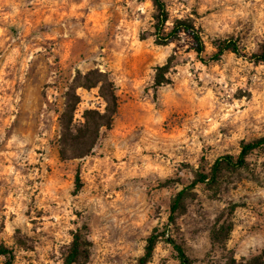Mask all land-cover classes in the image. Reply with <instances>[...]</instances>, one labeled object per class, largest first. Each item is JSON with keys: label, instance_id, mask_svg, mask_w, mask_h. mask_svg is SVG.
Here are the masks:
<instances>
[{"label": "rangeland", "instance_id": "rangeland-1", "mask_svg": "<svg viewBox=\"0 0 264 264\" xmlns=\"http://www.w3.org/2000/svg\"><path fill=\"white\" fill-rule=\"evenodd\" d=\"M163 1L166 30L178 18L200 30L201 57L216 39L239 52L202 61L183 31L156 43L152 0H0V244L12 264H62L75 232L87 242L76 264H135L154 228L164 234L145 264H179L166 236L194 264L264 255V147L195 184L168 218L197 172L264 135V61L250 57L264 43V0ZM90 69L110 75L118 109L91 153L62 160L64 93ZM75 92L74 123L103 108L97 86Z\"/></svg>", "mask_w": 264, "mask_h": 264}, {"label": "trees", "instance_id": "trees-1", "mask_svg": "<svg viewBox=\"0 0 264 264\" xmlns=\"http://www.w3.org/2000/svg\"><path fill=\"white\" fill-rule=\"evenodd\" d=\"M155 8L153 14L154 18V35L156 43H165L177 37L179 32L183 31L188 34L193 43V49L202 61L217 60L222 55L223 51L229 50L233 53L239 52V47L235 40L232 39H216L214 40V47L216 48L207 59L201 57L204 51V42L200 30L189 19H175L171 27L166 30L165 23L168 19V12L163 0H152ZM254 62L264 61V43L260 50L250 56ZM167 64L157 66L154 76V84L161 85L167 80L162 75V71L166 69ZM94 87L97 86L98 94L104 101V106L101 110L94 108H86L82 112V120L73 122V113L79 96L75 90L77 87ZM118 96L115 94V87L110 75L99 69H90L84 73L77 71L73 77L72 82L64 93V101L62 111L58 115V138L57 147L58 155L62 160H69L74 158H81L91 153L95 146L101 129H109L112 125L114 116L118 109ZM264 147V135L256 137L252 140L242 142L240 149L236 155L223 154L215 158L211 164L210 171L197 172L194 178L179 189L173 196L170 202V213L168 218L171 220L181 201L188 195L189 189L197 183L209 184L215 181L218 176L219 170L222 166L241 167L246 163V157L253 150ZM75 190L77 191L80 186L78 175L75 177ZM230 224H226L224 229H230ZM219 228V227H218ZM222 228V226H220ZM164 231H158L154 228L146 238L144 250L135 264H145L150 258L155 243ZM215 239V236H212ZM176 253V258L179 264H194L193 261L187 256L183 247L169 236L165 237ZM86 240L82 239L78 232H75L64 254L62 264H76L78 259L85 255ZM0 256L4 258V264H12L14 253L12 248L0 244ZM228 264H264V255L254 254L250 257L236 261L230 258Z\"/></svg>", "mask_w": 264, "mask_h": 264}]
</instances>
